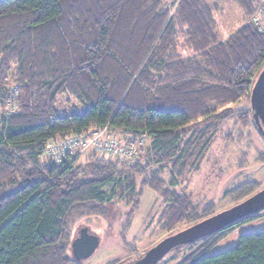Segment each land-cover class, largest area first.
I'll return each mask as SVG.
<instances>
[{
	"label": "trees",
	"instance_id": "1",
	"mask_svg": "<svg viewBox=\"0 0 264 264\" xmlns=\"http://www.w3.org/2000/svg\"><path fill=\"white\" fill-rule=\"evenodd\" d=\"M176 2L0 0V264H82L69 255L73 221L115 200L131 177L132 208L145 188L162 201V232L217 214L177 187L225 125L227 136L237 124L258 133L249 102L264 68V31L253 23L263 1L234 0L243 24L224 41L218 5ZM60 96L85 109L61 114ZM98 133L149 145L130 162L93 150L76 166L78 150L57 164L47 153ZM263 188L245 181L225 196L236 205ZM251 219L202 238L177 264H264V230L209 255Z\"/></svg>",
	"mask_w": 264,
	"mask_h": 264
},
{
	"label": "rangeland",
	"instance_id": "2",
	"mask_svg": "<svg viewBox=\"0 0 264 264\" xmlns=\"http://www.w3.org/2000/svg\"><path fill=\"white\" fill-rule=\"evenodd\" d=\"M164 1L169 9L172 8L174 2L177 3V0ZM204 1L208 5H218L219 7V11L214 13V18L220 40H226L242 26L243 14L231 0ZM262 21L264 22L263 18ZM179 40L181 43L183 42V38ZM182 55L185 54L182 53ZM61 97L65 96H60L56 104V109L61 114L81 112L85 109L84 105L72 99L66 102ZM238 107L239 109L247 108L246 103ZM228 128L229 125H225L220 130L211 148L199 163V170H192L186 174L177 187L179 192L186 194L194 203L203 204L213 201L217 213L235 205L233 200L225 196V192L235 185L245 181H254L264 187V140L250 123L247 126L235 125L231 129L230 136L224 135ZM114 138L120 140L121 136H114ZM148 145L149 140L144 139L139 149L143 148L144 150ZM93 148L94 145L88 142L86 148L82 150V158L76 162V166L85 162L87 154L91 155L94 152ZM139 149L136 151L135 157L138 155ZM127 162L130 161L127 160ZM132 179V177L128 178L126 182L128 189L118 190L117 198L111 203L107 202L99 207L101 208L99 211L86 213L73 221L70 242L79 238L82 231L99 240V244L91 256L80 261L82 264H133L160 241L184 230L181 229L173 233L159 230L158 219L164 205L147 188L141 190L138 203L135 208H132V198L128 194V190L132 186L137 191L139 187L138 183ZM112 188L113 185L108 186L104 188V192L110 194ZM125 190V193H120ZM126 220L129 222L128 225ZM262 230H264V209L253 215V219L247 223L236 227L209 252V255L221 253L235 246L243 234L257 233ZM202 243L203 239H200L196 244L194 242L175 248L158 264H177ZM69 255L74 257L71 250H69Z\"/></svg>",
	"mask_w": 264,
	"mask_h": 264
},
{
	"label": "water",
	"instance_id": "3",
	"mask_svg": "<svg viewBox=\"0 0 264 264\" xmlns=\"http://www.w3.org/2000/svg\"><path fill=\"white\" fill-rule=\"evenodd\" d=\"M250 109L256 129L264 140V68L258 74L251 89ZM262 209H264V188L233 207L163 239L133 264H158L174 248L217 233ZM81 234L70 245L76 261L89 258L99 244L96 237L86 234L85 231Z\"/></svg>",
	"mask_w": 264,
	"mask_h": 264
},
{
	"label": "built area",
	"instance_id": "4",
	"mask_svg": "<svg viewBox=\"0 0 264 264\" xmlns=\"http://www.w3.org/2000/svg\"><path fill=\"white\" fill-rule=\"evenodd\" d=\"M262 18L264 19V1L261 13L253 18L255 27L264 31V22L262 21ZM88 142H91L94 145L93 150L99 155L131 160L136 158V151L142 146L143 140H140L137 143H131L129 146H121L115 139L110 138L108 135L98 133L90 138H70L65 144L56 145L50 143L47 153L52 161L60 163L63 155L72 154L74 151L77 152L78 150H84Z\"/></svg>",
	"mask_w": 264,
	"mask_h": 264
},
{
	"label": "crops",
	"instance_id": "5",
	"mask_svg": "<svg viewBox=\"0 0 264 264\" xmlns=\"http://www.w3.org/2000/svg\"><path fill=\"white\" fill-rule=\"evenodd\" d=\"M231 1L234 2V0H231ZM255 1H261V2H262L263 0H255ZM204 2H205V1H204ZM234 3H235V2H234ZM218 8H219V7H218Z\"/></svg>",
	"mask_w": 264,
	"mask_h": 264
},
{
	"label": "flooded vegetation",
	"instance_id": "6",
	"mask_svg": "<svg viewBox=\"0 0 264 264\" xmlns=\"http://www.w3.org/2000/svg\"><path fill=\"white\" fill-rule=\"evenodd\" d=\"M82 235V234H81Z\"/></svg>",
	"mask_w": 264,
	"mask_h": 264
}]
</instances>
